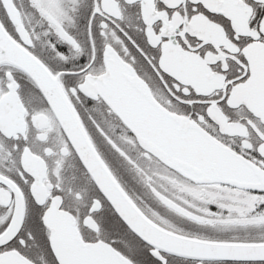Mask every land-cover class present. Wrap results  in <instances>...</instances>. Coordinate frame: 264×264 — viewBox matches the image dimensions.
<instances>
[{
  "label": "flooded vegetation",
  "instance_id": "obj_1",
  "mask_svg": "<svg viewBox=\"0 0 264 264\" xmlns=\"http://www.w3.org/2000/svg\"><path fill=\"white\" fill-rule=\"evenodd\" d=\"M0 24L57 79L94 151L149 220L178 235L264 243V192L183 177L139 145L96 86L109 73L106 54H114L146 82L165 113L264 173L263 2L0 0ZM117 146L131 169L161 178L164 188L150 180L149 194L166 217L131 190L118 160L115 171L108 154ZM51 207L72 217L85 243L105 242L131 264H264L192 259L143 243L94 183L30 76L0 63V237L22 214L0 255L59 264L44 223Z\"/></svg>",
  "mask_w": 264,
  "mask_h": 264
},
{
  "label": "water",
  "instance_id": "obj_2",
  "mask_svg": "<svg viewBox=\"0 0 264 264\" xmlns=\"http://www.w3.org/2000/svg\"><path fill=\"white\" fill-rule=\"evenodd\" d=\"M263 2L264 0H254ZM10 62L24 70L59 118L92 180L112 209L142 242L154 249L199 260L264 262V243H231L198 239L172 233L150 221L121 189L98 157L69 109L57 79L35 58L21 49L0 24V63ZM109 73L96 84L102 99L134 134L139 145L163 164L196 183H227L237 188L264 192V173L203 131L160 109L134 69L114 54H106ZM18 213L0 244L21 224ZM50 244L59 264H131L109 244L85 243L75 223L56 207L44 216ZM0 264H35L15 252L0 255Z\"/></svg>",
  "mask_w": 264,
  "mask_h": 264
},
{
  "label": "rangeland",
  "instance_id": "obj_3",
  "mask_svg": "<svg viewBox=\"0 0 264 264\" xmlns=\"http://www.w3.org/2000/svg\"><path fill=\"white\" fill-rule=\"evenodd\" d=\"M117 130L118 127H117ZM120 132V131H119ZM118 149V146H117ZM121 149H124L123 146H121ZM121 149H118L117 151H111L113 153L108 154V157L116 163L117 165V160L118 163L121 165V171L123 173V175L125 176L126 182L128 183L129 187L131 188V190L134 193H138V197L142 200L147 201V203L149 204L148 206L151 207L155 212H157L158 214H163L165 215V217L167 216L166 213L164 212L165 210H161L159 208V204L157 202V200H150V194H149V181L152 180L153 183V187L156 189L158 188H164L163 184L161 182H159L158 179H161L160 177H157L156 173L154 174H148V176H144L142 173H140L139 171H135L133 169L130 168L131 165L129 161V159L127 158V155L124 154V150L120 151ZM122 156V157H121ZM124 156V157H123ZM126 160V161H125ZM128 160V161H127ZM129 167V168H128ZM151 172V171H150ZM158 196H161L160 193H158ZM162 198H166V196L162 195ZM151 205V206H150ZM157 211H156V210ZM161 213H159V212Z\"/></svg>",
  "mask_w": 264,
  "mask_h": 264
},
{
  "label": "bare ground",
  "instance_id": "obj_4",
  "mask_svg": "<svg viewBox=\"0 0 264 264\" xmlns=\"http://www.w3.org/2000/svg\"><path fill=\"white\" fill-rule=\"evenodd\" d=\"M135 71V70H134ZM136 73V71H135ZM137 74V73H136ZM137 76L139 77V75L137 74ZM140 78V77H139ZM144 83H146L142 78H140ZM22 215V214H21ZM151 221V220H150ZM153 222V221H152ZM13 236V235H12Z\"/></svg>",
  "mask_w": 264,
  "mask_h": 264
},
{
  "label": "trees",
  "instance_id": "obj_5",
  "mask_svg": "<svg viewBox=\"0 0 264 264\" xmlns=\"http://www.w3.org/2000/svg\"><path fill=\"white\" fill-rule=\"evenodd\" d=\"M115 171L117 172V165H116Z\"/></svg>",
  "mask_w": 264,
  "mask_h": 264
}]
</instances>
